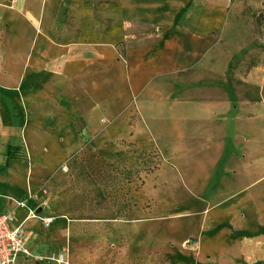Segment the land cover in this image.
<instances>
[{"label":"rangeland","instance_id":"1","mask_svg":"<svg viewBox=\"0 0 264 264\" xmlns=\"http://www.w3.org/2000/svg\"><path fill=\"white\" fill-rule=\"evenodd\" d=\"M214 1L0 0V176L11 149L38 216L18 264H264V0L190 38Z\"/></svg>","mask_w":264,"mask_h":264},{"label":"crops","instance_id":"2","mask_svg":"<svg viewBox=\"0 0 264 264\" xmlns=\"http://www.w3.org/2000/svg\"><path fill=\"white\" fill-rule=\"evenodd\" d=\"M15 1L16 0H12L13 3H15ZM145 1L152 2L155 4H161L163 2L170 1V0H145ZM214 2H215L214 5L209 6L212 13L209 12V15L205 14L206 16H202L201 18H204V19H202L200 22H198L197 26L193 27L192 30L190 28H188V34H190L189 35L190 38H196V39L198 38V39L202 40L204 38H209L210 36H219L222 33V31L224 30V25L222 24V21H224V23H226L228 21L227 20L228 16H230L232 13H234L235 18H236V22H237L238 19H240L241 16H243V14H244L243 10H245L246 12H249V11L252 12L253 11L252 9L256 8L258 6L257 4H254L248 0H215ZM262 7L264 9L263 3H262ZM215 14H218V15H215ZM215 18H218L217 24H215V21H216ZM220 23L222 24V27L220 26ZM250 26H251L250 24H246L244 27H242V29H243L242 31L244 33H248L249 30L251 29ZM235 27L236 26H234L232 24L231 30L234 31ZM246 41H247V37H245V42ZM245 42H243V43H245ZM257 71L258 70L255 68H253L250 71L251 73H250V76L247 80V83L250 84V86L259 87L262 89L264 87V79H261V80L255 79L254 74ZM7 75H8V72L6 70V72L3 75L2 74L0 75V80L8 77ZM4 81H6V80H3V82ZM260 101H264L263 91H261V93H260ZM12 157H13L12 151H11V149H8L6 152V158L4 159V162H5V165L7 168L4 172V174L2 176H0L1 179L3 180L2 183H4L3 187L0 188V212H2V213H8L12 209V205H10L9 202L7 201V195H10L11 197L13 195H17V196H19L20 199H25L26 195L24 193L25 192L28 193L29 189H30V184L28 183V180L26 178V168L23 165H21L18 160H16L15 158H12ZM14 169L17 171H15ZM12 172H14L15 174L12 175ZM10 175H12L13 177L10 178ZM18 177L19 178L22 177V179H24L25 185H26V190H24L23 188H19L20 186L18 185ZM1 179H0V182L2 181ZM16 185H18V186H16ZM31 202H34V200L31 199L30 203ZM28 215H29L28 211H26V212L22 211L21 212V211H19V209H17L16 210V217H17L16 224H23L25 229H27L26 228L27 222L30 221L31 219H33V218H31V219L26 220V217ZM48 216H53V215H48ZM39 220H40L41 225L44 227L41 219H39ZM37 222L31 224L30 226H28V228L36 225ZM27 243H28V236L26 234V246H27ZM27 248L29 249L28 246H27ZM34 250L36 251V248ZM21 261L22 262L27 261L26 257L21 256Z\"/></svg>","mask_w":264,"mask_h":264},{"label":"built area","instance_id":"3","mask_svg":"<svg viewBox=\"0 0 264 264\" xmlns=\"http://www.w3.org/2000/svg\"><path fill=\"white\" fill-rule=\"evenodd\" d=\"M32 199V195L28 198L17 201V205L24 209H29V215L38 217L33 209H30L28 204ZM43 225L48 228L56 219L55 216H40ZM17 217L15 212L2 213L0 212V264H18L21 256L29 255V250L26 246V233L23 224H16ZM59 264H66L65 255L53 257Z\"/></svg>","mask_w":264,"mask_h":264},{"label":"bare ground","instance_id":"4","mask_svg":"<svg viewBox=\"0 0 264 264\" xmlns=\"http://www.w3.org/2000/svg\"><path fill=\"white\" fill-rule=\"evenodd\" d=\"M33 217H35V216H31L29 219H31V218H33Z\"/></svg>","mask_w":264,"mask_h":264},{"label":"water","instance_id":"5","mask_svg":"<svg viewBox=\"0 0 264 264\" xmlns=\"http://www.w3.org/2000/svg\"><path fill=\"white\" fill-rule=\"evenodd\" d=\"M38 213H40V210H39V212Z\"/></svg>","mask_w":264,"mask_h":264}]
</instances>
